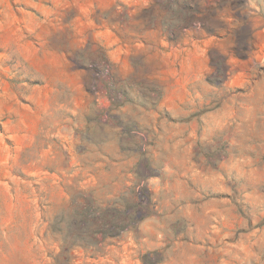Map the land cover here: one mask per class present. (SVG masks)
I'll list each match as a JSON object with an SVG mask.
<instances>
[{"label":"rangeland","instance_id":"374dc122","mask_svg":"<svg viewBox=\"0 0 264 264\" xmlns=\"http://www.w3.org/2000/svg\"><path fill=\"white\" fill-rule=\"evenodd\" d=\"M0 264H264V0H0Z\"/></svg>","mask_w":264,"mask_h":264},{"label":"trees","instance_id":"16d2710c","mask_svg":"<svg viewBox=\"0 0 264 264\" xmlns=\"http://www.w3.org/2000/svg\"><path fill=\"white\" fill-rule=\"evenodd\" d=\"M142 192H143V194H144L145 196H147L148 193H147V190H146L145 188L142 189ZM95 233H97V232H95Z\"/></svg>","mask_w":264,"mask_h":264}]
</instances>
